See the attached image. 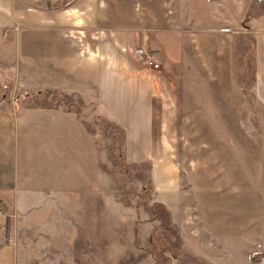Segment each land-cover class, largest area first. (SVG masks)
Here are the masks:
<instances>
[{"label":"rangeland","instance_id":"374dc122","mask_svg":"<svg viewBox=\"0 0 264 264\" xmlns=\"http://www.w3.org/2000/svg\"><path fill=\"white\" fill-rule=\"evenodd\" d=\"M167 1L185 33L188 75L161 96L170 126L155 132L177 180L164 234L155 166L128 153L123 128L92 118L77 98L23 97L79 117L100 155L103 176L69 211L79 229L70 264L264 263V0ZM12 92L13 76L0 75V104Z\"/></svg>","mask_w":264,"mask_h":264},{"label":"crops","instance_id":"0c3cea01","mask_svg":"<svg viewBox=\"0 0 264 264\" xmlns=\"http://www.w3.org/2000/svg\"><path fill=\"white\" fill-rule=\"evenodd\" d=\"M168 2L0 0V75L13 76L12 104H0V264H70L79 229L69 211L103 176L83 121L61 106H24L27 93L77 98L123 128L128 153L153 162V187L171 211L175 169L155 132L170 126L161 96L188 69ZM141 47L161 70L143 67Z\"/></svg>","mask_w":264,"mask_h":264},{"label":"built area","instance_id":"2783aa9c","mask_svg":"<svg viewBox=\"0 0 264 264\" xmlns=\"http://www.w3.org/2000/svg\"><path fill=\"white\" fill-rule=\"evenodd\" d=\"M135 53L140 57L145 67L153 71L161 70L160 61L156 53L152 52L151 50L147 48H143V47L137 48L135 50ZM0 224H1V219H0Z\"/></svg>","mask_w":264,"mask_h":264},{"label":"trees","instance_id":"16d2710c","mask_svg":"<svg viewBox=\"0 0 264 264\" xmlns=\"http://www.w3.org/2000/svg\"><path fill=\"white\" fill-rule=\"evenodd\" d=\"M154 207H158L161 212L163 213L164 215V220L166 221V223H161V226L157 229V231H162V233L164 234L166 229H167V223L170 222V213L169 211L161 204H157V205H154ZM9 225H10V220H7L6 221V227H5V230H6V233H8L9 231ZM162 233H161V236H162ZM160 237V236H159ZM161 238V237H160Z\"/></svg>","mask_w":264,"mask_h":264}]
</instances>
